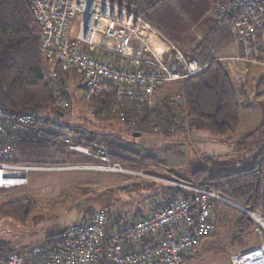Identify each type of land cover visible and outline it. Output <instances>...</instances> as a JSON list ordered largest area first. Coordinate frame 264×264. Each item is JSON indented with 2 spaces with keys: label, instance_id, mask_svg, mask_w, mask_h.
I'll return each mask as SVG.
<instances>
[{
  "label": "built area",
  "instance_id": "built-area-1",
  "mask_svg": "<svg viewBox=\"0 0 264 264\" xmlns=\"http://www.w3.org/2000/svg\"><path fill=\"white\" fill-rule=\"evenodd\" d=\"M27 1L39 28L44 79L51 86L57 113L62 116H70L71 103L68 86L62 90L59 85L57 67L81 78L86 100L96 98L105 86L111 87L117 101L112 111L119 112L120 108H152L159 88L197 76L208 65L171 43L163 48L149 46L146 36L155 34L150 22L115 1ZM209 1L211 17L218 24H227L234 35L240 50L237 59L264 67V0ZM218 61L224 64L229 59ZM170 98L174 109L169 132L188 131L181 93ZM57 113H19L0 106V191L26 187L29 174L35 171L83 168L108 174L134 173L111 160L105 145L91 141L88 132L62 120ZM155 131L161 134L159 128ZM47 137L49 143L91 162L64 168L23 164L16 159L19 141ZM173 185L183 195L170 196L160 207H149L144 217L113 227L108 225L106 211H97L67 226L46 244L21 248L0 264H187L197 257L202 240L213 232L215 200L235 206L254 223V233H264L261 211L231 203L197 183L179 181ZM231 262L264 264V242L234 254Z\"/></svg>",
  "mask_w": 264,
  "mask_h": 264
},
{
  "label": "rangeland",
  "instance_id": "rangeland-1",
  "mask_svg": "<svg viewBox=\"0 0 264 264\" xmlns=\"http://www.w3.org/2000/svg\"><path fill=\"white\" fill-rule=\"evenodd\" d=\"M211 8L209 0H161L148 17L150 24L157 26L179 48H193L191 50L198 57L207 48L222 55L219 49L223 44L230 43L234 35L226 24L218 26L211 17ZM198 36L202 37L201 41L194 44ZM191 50L185 52L193 54ZM229 64L226 62L223 66ZM255 71L263 73L260 68ZM251 81L250 78L249 82ZM178 86V82L168 83L158 96L173 94ZM251 87L257 89L252 85L248 86L251 94H247L250 97L246 94L243 97L235 85L242 112L247 105L255 112L264 107V100L256 99ZM68 89L70 116H61V119L91 134L95 138L90 139L91 141L102 145L111 142L120 148H127L136 154L131 153L127 157L139 161L142 168L133 170L131 175L108 174L83 168L31 172L26 187L0 191V205L26 200L22 205L29 203L26 207L31 209L24 220L22 217L6 214L5 217H0V247L3 243L6 249L42 245L47 237L58 234L67 226L87 219L101 210L112 215L118 214L123 219L136 214L145 215L148 207L154 205L151 200L174 195V182L186 181L191 171L204 166L203 156L220 154L221 158L228 161L233 155H242L241 151L230 149L225 142H215L203 136L192 138L189 135L191 133L186 132L168 138L151 128L152 131L148 129L146 133L135 138L121 120L115 119V112L95 107L92 102L95 98L86 100L83 91L72 81H68ZM48 145L50 157L61 161V167L66 168L89 160L66 149H63V154H59L60 150L54 143ZM145 157L155 160L150 161L144 159ZM236 210L238 209L230 203H219L213 215V237L205 239L204 242L218 241L220 245L217 248L224 250L230 241L228 237L235 232L232 224L239 219L240 211ZM240 241H245L248 245L258 244L264 241V234L258 236L247 233Z\"/></svg>",
  "mask_w": 264,
  "mask_h": 264
},
{
  "label": "trees",
  "instance_id": "trees-1",
  "mask_svg": "<svg viewBox=\"0 0 264 264\" xmlns=\"http://www.w3.org/2000/svg\"><path fill=\"white\" fill-rule=\"evenodd\" d=\"M112 1L150 21L149 13L160 4L161 0ZM38 41L39 28L33 19L28 1L0 0V106L19 113L55 115L57 108L54 104L51 86L44 79V63L39 52ZM56 72L62 90L68 86V81H72L80 87L82 81L78 75L65 73L59 67L56 68ZM178 83V90L173 94L179 92L182 95L181 108L187 115L188 123L186 133L206 134L211 140L217 141L226 139L237 129L240 123L241 109L237 90L229 71L220 61L209 62L205 70L199 75ZM163 88L165 85L156 91L155 104L152 108H120L119 112H115V119L121 120L132 134L139 131L142 135L148 129L152 131L156 127L168 138L169 136L185 134V132L171 133L168 130L172 127L171 114L174 108L170 98L172 94H167L166 97L158 96ZM243 91L244 89H241L238 93L245 95ZM106 92L108 93L106 94ZM114 94L111 87L105 86L102 94L92 102L97 108H103V110L107 108L111 111L117 106ZM90 139L95 140L91 134ZM48 143V137L40 141L21 140L15 147L16 159L23 164L58 166L61 161L50 157ZM105 146L109 151L111 160L118 161L123 167L131 170L142 168L141 165L139 166V161L127 157L131 153L134 154L127 148H120L111 142L105 143ZM57 147L60 150L59 154H63L65 148L63 146ZM144 159L155 160L152 157H145ZM202 159L204 166L191 171L186 182L197 183L209 190H214L226 200L240 203L239 206L245 209L261 211L264 205V164L241 167L217 156H203ZM89 162L91 161L86 160L74 165H84ZM173 188L176 189V193L170 196L183 195L180 189ZM168 198L162 196L157 200H151V203L160 207ZM24 201L26 200L3 203L0 205V217H5L6 214L22 217V220L27 219L31 209L29 206L26 207L29 203L26 206L22 205ZM219 203L228 202L219 200L212 202V221H214L213 215ZM236 211L239 212L240 210ZM106 214L108 225L119 227L128 219H139L147 213L145 215L136 214L127 219H123L118 214L112 215L108 211ZM253 230L254 223L240 211L235 231L236 238L240 239L244 234L254 233ZM254 234L262 236L264 233L261 235ZM55 235L57 234L47 237L42 245ZM211 235L207 238H210ZM3 249H6L5 243L1 244L0 247V262L5 261L7 256L19 250L8 248L4 251ZM216 249L219 250V248ZM99 264H105V262L102 261Z\"/></svg>",
  "mask_w": 264,
  "mask_h": 264
},
{
  "label": "crops",
  "instance_id": "crops-1",
  "mask_svg": "<svg viewBox=\"0 0 264 264\" xmlns=\"http://www.w3.org/2000/svg\"><path fill=\"white\" fill-rule=\"evenodd\" d=\"M221 25H225V23L218 24V26ZM151 26L155 30V34H147L146 41L149 46L153 48H163L167 43L175 44L166 35H164L157 28V26H154L153 24ZM201 38V36H198L195 39L194 44L200 42ZM191 49L193 48H182L183 51H188ZM193 51L194 50H191L192 53ZM219 51L222 53V55H218L219 53H217L216 51L208 50V48L199 57L196 53L193 54L194 56H197V59L201 63H209L213 60H219L222 58L229 59V66L225 65V67L233 78L234 86L236 85L239 91L241 89H244L243 92L246 95H248L247 93H249L250 95L251 93L248 90V86L252 85L253 88H257L252 89L251 87L252 93L256 94V99L264 100V67L249 65L244 61L237 59L240 54V50L236 45L235 38H232V41L230 43L223 44L222 48H220ZM105 57L107 59H111V57ZM115 62L118 61L115 59ZM257 68L263 70V73H259L258 71L256 72L255 69ZM250 78L252 79L251 83L249 82ZM82 88L83 86L81 83L80 89L82 90ZM246 95L242 94L243 97H245ZM249 95L248 97H250ZM249 114L251 115L249 116ZM189 135L192 136V138L193 136H203L207 139H211L206 134L192 133ZM217 141L225 142L230 147V149L233 148L238 152L241 151V156L233 155L231 159H228V161L234 162L238 166L251 167L254 164H264V107L257 112L251 110L248 105L245 107V110H243V112L240 109V123L237 129L226 139ZM219 155L220 154H211L207 156L220 157ZM261 212L264 214V205L261 209ZM232 226L236 231L237 219L233 222ZM228 238L230 239V241L228 245L224 247V250L223 248H221L220 250L216 249L217 246L220 245L218 241L212 242L211 240L210 242H204V239L200 244L197 257L193 260V262L191 261L187 264H232L231 257L234 254L248 250L261 243L259 242L258 244L248 245L245 241H240V239L236 238V232L231 234Z\"/></svg>",
  "mask_w": 264,
  "mask_h": 264
},
{
  "label": "water",
  "instance_id": "water-1",
  "mask_svg": "<svg viewBox=\"0 0 264 264\" xmlns=\"http://www.w3.org/2000/svg\"><path fill=\"white\" fill-rule=\"evenodd\" d=\"M57 115H58L59 117H61L63 114H62L61 112H58ZM140 135H141V134H140L139 132H134V133L132 134V136L135 137V138H136V137H140ZM232 206H233V205H232ZM234 207H235V206H234Z\"/></svg>",
  "mask_w": 264,
  "mask_h": 264
}]
</instances>
